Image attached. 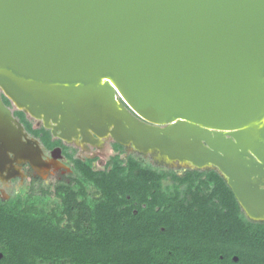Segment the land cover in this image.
<instances>
[{
    "label": "water",
    "instance_id": "1",
    "mask_svg": "<svg viewBox=\"0 0 264 264\" xmlns=\"http://www.w3.org/2000/svg\"><path fill=\"white\" fill-rule=\"evenodd\" d=\"M2 95L65 142L215 168L264 220V182L242 172L264 165V0H0V133L38 151Z\"/></svg>",
    "mask_w": 264,
    "mask_h": 264
},
{
    "label": "trees",
    "instance_id": "2",
    "mask_svg": "<svg viewBox=\"0 0 264 264\" xmlns=\"http://www.w3.org/2000/svg\"><path fill=\"white\" fill-rule=\"evenodd\" d=\"M12 112L44 151L63 146L70 171L0 197V264H264V220L215 168L163 166L112 140L94 169L98 156Z\"/></svg>",
    "mask_w": 264,
    "mask_h": 264
},
{
    "label": "rangeland",
    "instance_id": "3",
    "mask_svg": "<svg viewBox=\"0 0 264 264\" xmlns=\"http://www.w3.org/2000/svg\"><path fill=\"white\" fill-rule=\"evenodd\" d=\"M3 100V102H4V99H2ZM9 100V99H8ZM11 102V101H10ZM4 104L10 109V111H11V114H12V116L14 117V119L16 120V121H18L16 118H15V116H14V114H13V107L14 108H16L12 103H11V105H8V104H6L5 102H4ZM17 109V108H16ZM22 111V110H21ZM22 112H24V111H22ZM25 114H26V116L27 117H30L26 112H24ZM19 122V121H18ZM20 123V122H19ZM21 124V123H20ZM21 126H22V128H23V130H24V125L23 124H21ZM49 130V129H48ZM24 132L26 133V135L28 136V133L24 130ZM50 132V131H49ZM50 134H51V132H50ZM52 135V134H51ZM34 139V138H33ZM77 140V139H76ZM112 139L110 138V137H105V138H102V139H99V141H97L96 142V144H94V145H91V144H81V143H79V145H78V143H74V142H71V144H73L74 146H76L77 147V149L78 150H80V152L81 153H83V154H81V155H84V156H89V157H92V156H94V155H98V157H99V159L97 160V163H95L98 167H101L102 165H103V163L107 160V158L109 157V155H111L112 153H111V151L109 150V142L111 141ZM37 141V140H36ZM62 141V140H61ZM92 143H95V142H92ZM125 147H127L128 149H131V150H133L129 145L128 146H125ZM143 155L145 156V157H148V158H150L152 161H155V154H153V153H149V152H146V153H143ZM41 156H42V158H48V157H50V155H49V151L48 150H46V151H43V153L41 152ZM51 157H53V156H51ZM54 159H56L58 162H60L59 163V166L60 165H62V166H64L66 169H68L64 164H63V162L62 161H60V157H56V158H54ZM53 161H55V160H53ZM57 161H55L56 162V164L55 165H57L58 164V162ZM49 163V162H48ZM48 163H45V161H43L42 162V164H40V167H41V169L42 170H44L45 172H40V174H41V176H42V178L44 179V180H48L50 177H55V174L56 173H60V172H62L61 171V169H56V168H50V169H48V167H47V165H48ZM158 163H161L162 165H165V166H167V167H172V168H175V167H178V168H183V167H188L187 165H184V164H181V163H177V162H170V163H164V162H162V161H158ZM19 169H20V179H18V180H16L14 183H11V182H9V180H7V179H5V178H3V177H1L0 178V195L2 196V197H7L8 195H10V194H15L18 190H16V191H13V189L15 188V189H18L19 188V186L18 185H20V183H21V181H22V179L23 178H25V176L26 177H28V175H26L27 173H29L28 171V167H27V165L26 164H24V166H21L20 167V165H16ZM3 168H5V164H4V167ZM211 168V167H210ZM12 169V171L13 172H17V168L14 166V167H12L11 168ZM48 169V170H47ZM2 170V169H1ZM12 172V173H13ZM9 173V172H8ZM12 173H9V174H12ZM262 180H264V178H261ZM17 186H18V188H17ZM14 189V190H15ZM13 191V193H11ZM2 255H1V253H0V257H1ZM234 258H236V256H234Z\"/></svg>",
    "mask_w": 264,
    "mask_h": 264
},
{
    "label": "flooded vegetation",
    "instance_id": "4",
    "mask_svg": "<svg viewBox=\"0 0 264 264\" xmlns=\"http://www.w3.org/2000/svg\"><path fill=\"white\" fill-rule=\"evenodd\" d=\"M16 118V117H15ZM17 119V118H16ZM34 119V118H33ZM35 120V119H34ZM36 122H38L39 124H41L42 125V123H41V121H39V120H35ZM43 126V125H42ZM50 131V130H49ZM28 137L29 138H34V137H31V136H29L28 135ZM59 139V138H58ZM75 139V138H74ZM77 139V138H76ZM34 140L36 141V143H37V145H38V147H39V150L38 151H36L35 153V155H36V157H35V159L34 160H31L30 159V161H32V164L29 162V160H27V159H29V158H22V157H17V158H15L17 161H11V162H9V161H7L6 163H5V168H3L2 170H0V178L1 177H3V178H5V179H7V180H9V182H11V183H14L16 180H18V179H20V169L16 166V165H20V167L21 166H24V164H26L27 165V167H28V172L29 173H27L26 175H28V177H26L25 176V178H23L22 179V181H21V183H20V185H18L19 186V188H18V186H17V188L18 189H13V191H16V190H18L17 192H21L22 190H24V188L30 183V181H31V179H43L42 178V176H41V174H40V172H45L44 170H42L41 169V167H40V164H42V162L43 161H45V163H48V165H47V167H48V169H50V168H56V169H61V171L62 172H60V173H65V172H69L70 171V165L69 164H67L66 163V159H65V157H64V155H63V146L62 145H55V146H52L48 151H49V155H50V157H48L47 159L46 158H42V156H41V152L43 153V148L41 147V144H40V142H39V140L38 139H36V138H34ZM77 140H80V139H77ZM30 141H32L33 142V140H30ZM81 141V140H80ZM112 141V140H111ZM62 142V144H70V145H73V144H71V142H65V141H61ZM74 142V141H73ZM74 143H77V142H74ZM33 144H34V142H33ZM86 144H88V143H86ZM79 145V144H78ZM34 146H35V144H34ZM74 146V145H73ZM55 147H58L59 149H60V161H62L63 162V164L68 168V169H66L64 166H62V165H60L59 166V163L60 162H58L56 159H54V158H52L51 156V151H52V149L53 148H55ZM76 147V146H75ZM77 148V147H76ZM127 150H129V151H135V150H131V149H128L127 147H125ZM109 150L111 151V144H110V142H109ZM9 151V150H8ZM7 151V153H8V155H9V158L10 159H12L13 158V154L11 153V152H8ZM136 152V151H135ZM80 152V150H78L77 149V151H76V156H83V157H86V158H92V157H94V156H98V155H94V156H92V157H89V156H84V155H81V154H83V153H81ZM111 153H113L112 151H111ZM38 155V156H37ZM37 157H38V159L39 160H37ZM98 159H99V157H98ZM97 159V160H98ZM150 159V158H149ZM53 160H55V161H57L58 162V164L57 165H55L56 164V162L55 161H53ZM97 160H95V161H93L92 162V167L94 168V169H101L102 167H103V165L101 166V167H98L95 163H97ZM150 161H152L151 159H150ZM153 162H155V163H157V164H160V165H162L161 163H158V161H153ZM104 164V163H103ZM16 167L17 168V172H13L12 171V167ZM163 166H165V165H163ZM22 168V167H21ZM175 168H178V167H175ZM184 168V167H183ZM183 168H178V169H183ZM47 169V170H48ZM12 173V174H9V173ZM43 181L45 182V183H47V181L48 180H44L43 179ZM13 191L11 192V193H13ZM16 192V193H17ZM11 195V194H10ZM10 195H8L7 197H2L1 195H0V197L2 198V199H8L9 197H10Z\"/></svg>",
    "mask_w": 264,
    "mask_h": 264
},
{
    "label": "bare ground",
    "instance_id": "5",
    "mask_svg": "<svg viewBox=\"0 0 264 264\" xmlns=\"http://www.w3.org/2000/svg\"><path fill=\"white\" fill-rule=\"evenodd\" d=\"M1 129L2 130H1L0 135L3 136V138H5V140L0 141V170L3 169L4 164L7 161H9V162L12 161L9 158V155L7 153L8 150L17 153L15 158L22 157V158H29L31 160L35 159L36 149H35V146H34L32 141H30V140L24 141L23 140V142H20L16 133L14 134V132L9 130L5 126L2 127ZM73 138L79 139V136H74ZM87 140H88V138L86 140H81V142L87 141ZM120 140H122L123 142H128V139H126V138H120ZM88 141H90V139ZM90 142H94V140H91ZM135 145H138V144L135 143ZM140 145L141 146L145 145V148H148V149L153 148L152 145L149 143L140 144ZM194 149L196 150L195 147H193V150ZM179 156H181L180 158H183V159L186 158V157L185 158L182 157L183 155H179ZM242 156H246V154L242 155ZM167 157L169 158V160L174 159V156L170 155V154H168ZM37 160H39L38 157H37ZM186 160H188L191 163L198 164V165L211 164L210 158L191 157V158H186ZM243 161L244 162L242 163V168H243L242 172H244L245 176H247L246 180L249 181L252 178V176H255L256 178H258V180L260 182H264V180L261 179L264 177L260 176L261 174L257 173V171L264 169V165H261L259 162H257L255 159H253L250 156L244 157Z\"/></svg>",
    "mask_w": 264,
    "mask_h": 264
}]
</instances>
